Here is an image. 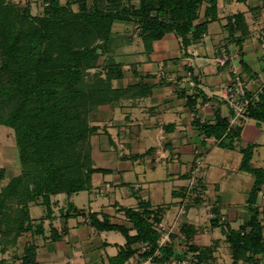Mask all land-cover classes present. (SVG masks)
Returning <instances> with one entry per match:
<instances>
[{
    "label": "crops",
    "instance_id": "obj_1",
    "mask_svg": "<svg viewBox=\"0 0 264 264\" xmlns=\"http://www.w3.org/2000/svg\"><path fill=\"white\" fill-rule=\"evenodd\" d=\"M21 1L31 12L44 9L43 0ZM239 13L243 26L231 34L228 23ZM203 16L204 11L198 22ZM225 58V65L220 64ZM113 63L124 70L113 81L121 96L100 107L93 123L98 129L92 137L96 171L90 187L52 196L50 205L30 203L34 230L25 233L29 237L22 248L19 244L20 261L5 264H22L31 245L37 264H144L153 255L143 251L147 242L128 240L137 235L128 210L147 212L154 227L161 221L175 224L168 227L171 241L157 249L162 255L153 264L184 257L197 263L198 256L206 264H234L221 226L238 230L256 209L264 210V182L250 204L257 177L242 170L244 152L249 151V166L264 172V121L248 116L243 124L231 125L233 111L224 90L234 79L235 65L253 105L264 101V0H219L218 18L186 49L168 34L149 53L137 40ZM15 147L17 151L16 142ZM7 148L0 147V153ZM198 163L196 177L203 192L191 197L186 190ZM16 175L15 168L1 166L0 191ZM80 195L85 196L82 207L73 202ZM185 200L187 212L178 215ZM214 212L221 221H210ZM91 213L100 222L124 228L128 236L98 230ZM164 248L171 251L168 258ZM122 251L132 255L113 261ZM259 258L264 264V256Z\"/></svg>",
    "mask_w": 264,
    "mask_h": 264
},
{
    "label": "trees",
    "instance_id": "obj_2",
    "mask_svg": "<svg viewBox=\"0 0 264 264\" xmlns=\"http://www.w3.org/2000/svg\"><path fill=\"white\" fill-rule=\"evenodd\" d=\"M65 1L43 0L44 9L33 15L28 5L22 8L0 0V68L5 73L0 77V125L15 131L24 166L23 174L11 177L0 191L1 216H6L10 201L18 204L13 223L5 229L0 218V234L14 244L34 230L30 203L50 205L52 196H70L90 187L96 171L92 137L98 129L92 115L121 96L113 81L122 78L124 70L122 64L113 63L114 57L137 40L149 53L168 34L179 38L186 49L218 18L219 7V0ZM234 18L228 23L231 34L244 23L243 14ZM248 116L264 121V101L252 104ZM250 158L245 151L242 170L257 176L249 196L254 204L264 180L259 178L263 171L249 166ZM127 213L137 231L128 240L147 242V253L154 255L160 233L150 216ZM90 215L98 230H120L128 236L124 228ZM221 228L234 264H262L264 210L256 209L238 230ZM162 251L166 258L171 255L167 248ZM130 255L122 251L113 261L123 262ZM198 259L197 264H206L203 257ZM22 264H37L34 246L26 248Z\"/></svg>",
    "mask_w": 264,
    "mask_h": 264
},
{
    "label": "built area",
    "instance_id": "obj_3",
    "mask_svg": "<svg viewBox=\"0 0 264 264\" xmlns=\"http://www.w3.org/2000/svg\"><path fill=\"white\" fill-rule=\"evenodd\" d=\"M227 59H222L220 64L225 65ZM232 73L234 74L233 81L225 87V99L229 108L233 111V116L230 119L231 125H240L248 118L249 107L254 103L253 100L247 94V87L239 76V72L236 66H232ZM201 163H198V167L193 171L190 186L186 190L188 196L194 197L196 195H201L203 192L201 184L197 181V172L199 171V166ZM197 197V196H196ZM264 200V194L262 195ZM178 210V215H185L187 212V200L183 202ZM211 220L218 218L215 213L210 214ZM217 220V219H216ZM221 221L222 218L219 217ZM155 229L160 233V238L158 241V249L165 247L171 241L172 229L167 227L165 221H161L155 224ZM150 250V245L144 246L143 251L146 252ZM159 250H156L153 256H150L146 259L144 264H153L154 258L161 257ZM196 261L193 257H184L182 259L173 261L172 264H195ZM197 264V263H196Z\"/></svg>",
    "mask_w": 264,
    "mask_h": 264
},
{
    "label": "rangeland",
    "instance_id": "obj_4",
    "mask_svg": "<svg viewBox=\"0 0 264 264\" xmlns=\"http://www.w3.org/2000/svg\"><path fill=\"white\" fill-rule=\"evenodd\" d=\"M7 3H11L14 5H19L20 7H25V4L21 1V0H7ZM75 7V6H74ZM36 9V8H35ZM34 11L32 10V14L35 15L37 14V10ZM76 9V7H75ZM94 72V71H93ZM5 75V73L2 71V69L0 68V77H3ZM95 117V119L98 118L97 113L92 115V119ZM15 131L13 129L7 128L6 126L0 125V147H8L6 150H3V153H0V167L2 166H10L12 168H15L16 170H18V174L21 175L23 174V170H24V166H23V162L21 161L20 155H19V150H12L15 147ZM10 146V147H9ZM200 176V174H199ZM198 177V174H197ZM257 177V176H255ZM259 178L264 180V172L262 174V176H260ZM84 195H80V198L78 197H74V201L75 204L77 206L82 207L83 206V202L84 201ZM239 197V194H238ZM18 208V204L17 201H10L8 207L5 209V212L7 213L5 217L1 216L0 213V218L2 219V221L4 220L3 223V228L5 229L6 226L8 225V223H13L12 221L14 220L15 216H16V210ZM179 210V209H178ZM210 221H215V219ZM218 221V220H216ZM175 224L173 225H168L167 227H174ZM29 235H22L17 242L14 244L13 241L12 243H10V239H8V241H6L7 237H4L3 235L0 234V264H5L6 262H13L16 263L18 261H20V255L18 253V250L20 249L19 247L24 246L25 244V239L24 238H28ZM8 242V243H5ZM20 244V246H19ZM21 253H22V249H21Z\"/></svg>",
    "mask_w": 264,
    "mask_h": 264
}]
</instances>
